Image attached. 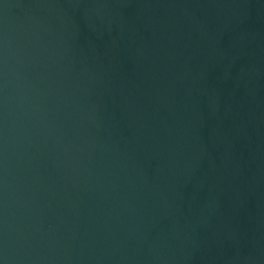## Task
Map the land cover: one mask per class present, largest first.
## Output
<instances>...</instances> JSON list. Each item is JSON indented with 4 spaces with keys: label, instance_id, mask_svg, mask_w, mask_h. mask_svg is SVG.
Returning <instances> with one entry per match:
<instances>
[{
    "label": "water",
    "instance_id": "obj_1",
    "mask_svg": "<svg viewBox=\"0 0 264 264\" xmlns=\"http://www.w3.org/2000/svg\"><path fill=\"white\" fill-rule=\"evenodd\" d=\"M0 264H264V0H0Z\"/></svg>",
    "mask_w": 264,
    "mask_h": 264
}]
</instances>
